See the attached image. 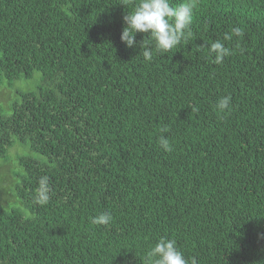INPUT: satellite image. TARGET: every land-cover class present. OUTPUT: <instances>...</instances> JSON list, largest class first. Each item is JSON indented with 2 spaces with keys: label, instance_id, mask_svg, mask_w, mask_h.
Listing matches in <instances>:
<instances>
[{
  "label": "trees",
  "instance_id": "obj_1",
  "mask_svg": "<svg viewBox=\"0 0 264 264\" xmlns=\"http://www.w3.org/2000/svg\"><path fill=\"white\" fill-rule=\"evenodd\" d=\"M121 2L0 0V264H153L161 237L264 264V0H170L193 21L151 61Z\"/></svg>",
  "mask_w": 264,
  "mask_h": 264
},
{
  "label": "clouds",
  "instance_id": "obj_2",
  "mask_svg": "<svg viewBox=\"0 0 264 264\" xmlns=\"http://www.w3.org/2000/svg\"><path fill=\"white\" fill-rule=\"evenodd\" d=\"M121 4L128 10L122 17L120 40L126 47L131 48L138 43L135 39L136 33L145 34L144 39L139 42V48L143 47L142 55L145 61H151L153 58V42L155 52L161 55L180 45L193 21L194 4L191 2H180L175 7L171 5L170 0H122ZM234 31L236 35L241 34L239 29ZM224 38L227 40L231 37L226 34ZM229 54V48L220 40L208 46V55L216 64L223 63ZM229 99L227 96L222 97L216 107L219 110L227 109ZM159 144L165 151L171 150L166 137L161 136ZM38 185L37 199L40 203H46L49 199L48 177L41 176ZM111 219L110 213L103 212L93 217L92 223L107 225ZM148 255L152 258L153 264H190L178 250L175 240L165 237H161L155 243ZM191 264H196V261L193 259Z\"/></svg>",
  "mask_w": 264,
  "mask_h": 264
},
{
  "label": "rangeland",
  "instance_id": "obj_3",
  "mask_svg": "<svg viewBox=\"0 0 264 264\" xmlns=\"http://www.w3.org/2000/svg\"><path fill=\"white\" fill-rule=\"evenodd\" d=\"M20 86H22L23 88H31L33 85L32 83H29V82H21ZM13 153V151L11 152V154Z\"/></svg>",
  "mask_w": 264,
  "mask_h": 264
}]
</instances>
